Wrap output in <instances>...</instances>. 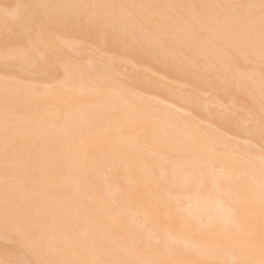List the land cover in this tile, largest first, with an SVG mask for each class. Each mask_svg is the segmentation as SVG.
I'll list each match as a JSON object with an SVG mask.
<instances>
[{
  "label": "bare ground",
  "instance_id": "6f19581e",
  "mask_svg": "<svg viewBox=\"0 0 264 264\" xmlns=\"http://www.w3.org/2000/svg\"><path fill=\"white\" fill-rule=\"evenodd\" d=\"M15 259L264 264L261 0H0Z\"/></svg>",
  "mask_w": 264,
  "mask_h": 264
},
{
  "label": "snow or ice",
  "instance_id": "6c2138e0",
  "mask_svg": "<svg viewBox=\"0 0 264 264\" xmlns=\"http://www.w3.org/2000/svg\"><path fill=\"white\" fill-rule=\"evenodd\" d=\"M261 6H262V9H264V0H261ZM21 23L26 26V21L21 20ZM0 264H4V262L0 261ZM7 264H29V262L26 260H22V259H15V260H8Z\"/></svg>",
  "mask_w": 264,
  "mask_h": 264
},
{
  "label": "rangeland",
  "instance_id": "374dc122",
  "mask_svg": "<svg viewBox=\"0 0 264 264\" xmlns=\"http://www.w3.org/2000/svg\"><path fill=\"white\" fill-rule=\"evenodd\" d=\"M206 125H208V124H206ZM243 140H244V139H243ZM243 140H240V139H239V142L241 141V143H244ZM245 142H246V141H245Z\"/></svg>",
  "mask_w": 264,
  "mask_h": 264
}]
</instances>
